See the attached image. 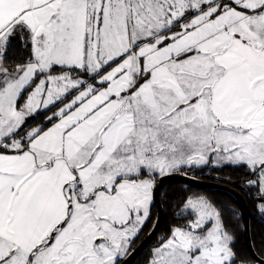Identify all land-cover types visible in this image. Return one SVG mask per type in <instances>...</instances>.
Returning a JSON list of instances; mask_svg holds the SVG:
<instances>
[{"label": "snow or ice", "instance_id": "1", "mask_svg": "<svg viewBox=\"0 0 264 264\" xmlns=\"http://www.w3.org/2000/svg\"><path fill=\"white\" fill-rule=\"evenodd\" d=\"M224 166L264 213V0H0V264H127L163 178ZM182 210L146 264H264Z\"/></svg>", "mask_w": 264, "mask_h": 264}, {"label": "trees", "instance_id": "2", "mask_svg": "<svg viewBox=\"0 0 264 264\" xmlns=\"http://www.w3.org/2000/svg\"><path fill=\"white\" fill-rule=\"evenodd\" d=\"M8 57V64L11 65L12 62H20L24 58V52L22 49L13 46L12 50L8 52ZM43 120L44 117L41 116L37 123H41ZM188 176L227 185L244 197L249 208V231L252 246L257 256L264 259V243H262L264 242V213H261L259 209L261 201L256 190L245 184L247 177L244 169L232 166L222 168L204 167L203 169L189 170ZM194 194L207 197L217 206L222 213L224 224L235 237L236 251L242 257H252L245 243L243 221L236 200L232 194L220 189L193 188L180 183L165 184L161 190V204L164 215L158 235H165L170 226L182 223L181 217L175 215V212L182 208V202L186 197ZM151 211L152 217L149 222L150 225L152 224L151 228L147 224L132 250L147 236L154 225L157 217L155 204H153ZM155 243L156 239L144 249L133 264H146L145 256L155 246Z\"/></svg>", "mask_w": 264, "mask_h": 264}, {"label": "water", "instance_id": "3", "mask_svg": "<svg viewBox=\"0 0 264 264\" xmlns=\"http://www.w3.org/2000/svg\"><path fill=\"white\" fill-rule=\"evenodd\" d=\"M169 183H180L185 186L193 187V188H200V189H220L229 192L233 195V197L236 200V203L238 205L242 221H243V230H244V238L245 243L248 249L249 254L252 256V258H255L257 260H264L257 256L255 253L251 238H250V231H249V208L248 205L244 199V197L237 192L235 189L230 188L227 185H223L221 183L211 182V181H205L201 179H196L190 176H184L183 174H177L172 176H166L163 178L162 183L159 185V188L157 192L155 193V200L154 204L157 209V217L154 222L155 230L152 229L147 234V236L131 251L129 257L127 258V264H133L136 258L144 251V249L150 245L155 239L157 244L159 238L163 235H158V231L161 227L164 211L161 204V190L162 187L165 184Z\"/></svg>", "mask_w": 264, "mask_h": 264}, {"label": "rangeland", "instance_id": "4", "mask_svg": "<svg viewBox=\"0 0 264 264\" xmlns=\"http://www.w3.org/2000/svg\"><path fill=\"white\" fill-rule=\"evenodd\" d=\"M190 194V193H189ZM188 194V195H189ZM192 194V193H191ZM191 196V195H190ZM189 197V196H188ZM182 212H183V210H182V208L180 209V210H178L177 212H175V215H177L178 217H181L182 216ZM150 220H151V218H150ZM150 220L147 222V224H149V222H150ZM182 220V219H181ZM183 222V221H182ZM152 225V224H151ZM151 225L149 224V227L151 228ZM147 226V225H146ZM145 226V227H146ZM149 229V228H148ZM144 230V229H143ZM142 233V232H141ZM140 233V234H141ZM140 236V235H139ZM138 240V239H137ZM137 241H135V243H136ZM134 243V244H135ZM134 244H133V246H134ZM133 246H132V248H133ZM152 249V248H151ZM149 254H150V250L148 251V253H147V256H145V260H147V258L149 257Z\"/></svg>", "mask_w": 264, "mask_h": 264}]
</instances>
